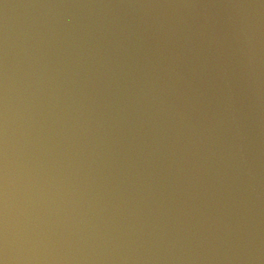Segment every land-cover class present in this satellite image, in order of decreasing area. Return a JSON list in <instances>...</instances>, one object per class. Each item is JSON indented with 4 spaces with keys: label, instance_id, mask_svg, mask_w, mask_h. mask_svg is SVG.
I'll list each match as a JSON object with an SVG mask.
<instances>
[{
    "label": "water",
    "instance_id": "1",
    "mask_svg": "<svg viewBox=\"0 0 264 264\" xmlns=\"http://www.w3.org/2000/svg\"><path fill=\"white\" fill-rule=\"evenodd\" d=\"M0 264H264V0H0Z\"/></svg>",
    "mask_w": 264,
    "mask_h": 264
}]
</instances>
